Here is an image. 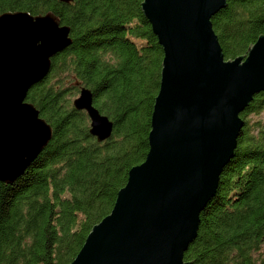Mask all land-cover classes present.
I'll return each instance as SVG.
<instances>
[{
	"label": "trees",
	"instance_id": "obj_1",
	"mask_svg": "<svg viewBox=\"0 0 264 264\" xmlns=\"http://www.w3.org/2000/svg\"><path fill=\"white\" fill-rule=\"evenodd\" d=\"M140 1L0 0V13L53 11L71 38L26 95L52 136L12 181L0 180V264L70 262L109 212L129 167L144 159L162 50ZM210 21L224 58L243 54L264 34V0H225ZM75 81L92 90L94 105L112 121L108 138L90 134L86 111L70 102L79 92ZM262 111L264 89L239 112L235 147L183 252L190 264L257 262L253 252L264 242Z\"/></svg>",
	"mask_w": 264,
	"mask_h": 264
},
{
	"label": "water",
	"instance_id": "obj_2",
	"mask_svg": "<svg viewBox=\"0 0 264 264\" xmlns=\"http://www.w3.org/2000/svg\"><path fill=\"white\" fill-rule=\"evenodd\" d=\"M224 5L225 0L140 1L162 50L148 148L67 264H190L183 252L235 147L239 112L264 89V34L243 54L224 58L210 21ZM69 31L51 10L0 13L2 181L19 175L52 136L26 95L48 73L51 56L71 42ZM74 83L79 92L72 105L86 111L90 134L98 141L108 138L112 121L94 105L92 90Z\"/></svg>",
	"mask_w": 264,
	"mask_h": 264
},
{
	"label": "rangeland",
	"instance_id": "obj_3",
	"mask_svg": "<svg viewBox=\"0 0 264 264\" xmlns=\"http://www.w3.org/2000/svg\"><path fill=\"white\" fill-rule=\"evenodd\" d=\"M136 44H139L140 42H142V40H139V39H134ZM63 74H61V77ZM66 81V84L69 85L70 84V80L69 79H65ZM78 95V92H72L70 95H68V98L70 100V102L72 103V100ZM264 115V111H262L259 115L257 116H263ZM253 256H255L256 258V264H260L258 261L260 258H263L264 257V242L261 244L260 248L253 252ZM264 264V262H263Z\"/></svg>",
	"mask_w": 264,
	"mask_h": 264
}]
</instances>
